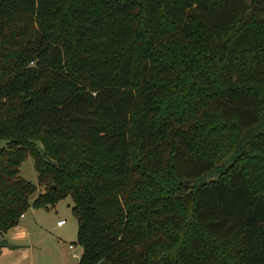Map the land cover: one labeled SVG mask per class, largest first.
Here are the masks:
<instances>
[{
    "label": "trees",
    "instance_id": "16d2710c",
    "mask_svg": "<svg viewBox=\"0 0 264 264\" xmlns=\"http://www.w3.org/2000/svg\"><path fill=\"white\" fill-rule=\"evenodd\" d=\"M1 141L0 235L70 196L79 264H264V0H0Z\"/></svg>",
    "mask_w": 264,
    "mask_h": 264
},
{
    "label": "crops",
    "instance_id": "0c3cea01",
    "mask_svg": "<svg viewBox=\"0 0 264 264\" xmlns=\"http://www.w3.org/2000/svg\"><path fill=\"white\" fill-rule=\"evenodd\" d=\"M41 209L44 208H31L33 215L25 213L17 226L0 235V264H79L81 255H75V244L69 243L63 234L45 229L37 215ZM58 222L59 227L65 224Z\"/></svg>",
    "mask_w": 264,
    "mask_h": 264
},
{
    "label": "rangeland",
    "instance_id": "374dc122",
    "mask_svg": "<svg viewBox=\"0 0 264 264\" xmlns=\"http://www.w3.org/2000/svg\"><path fill=\"white\" fill-rule=\"evenodd\" d=\"M4 144V141L0 142V146ZM227 167L226 160H222L217 168L206 176V180H212L216 178L220 173H222ZM20 174L26 179L32 181L35 184H38V172L34 167V159L29 157L26 161H24L20 167ZM191 182H189L190 184ZM41 192V188L33 195L32 200H34L37 195ZM74 205L73 199L68 196L65 199L59 201L55 206L50 209H41L37 212L38 217L42 221L45 226V229L49 232H53V234H63L64 238L70 243L75 244V252L77 255H81L82 246L78 244L77 234H78V223L77 219L74 217L72 207ZM28 215H33L31 209L27 212ZM65 221L63 227H59L57 225L58 221Z\"/></svg>",
    "mask_w": 264,
    "mask_h": 264
},
{
    "label": "built area",
    "instance_id": "2783aa9c",
    "mask_svg": "<svg viewBox=\"0 0 264 264\" xmlns=\"http://www.w3.org/2000/svg\"><path fill=\"white\" fill-rule=\"evenodd\" d=\"M24 215H25V214H24ZM24 215H22V217H24ZM64 222H65V221L62 220V221H59L58 224L61 225V224H63ZM70 247H71V248H74V245H70ZM75 255H77V254L75 253Z\"/></svg>",
    "mask_w": 264,
    "mask_h": 264
},
{
    "label": "water",
    "instance_id": "95a60500",
    "mask_svg": "<svg viewBox=\"0 0 264 264\" xmlns=\"http://www.w3.org/2000/svg\"><path fill=\"white\" fill-rule=\"evenodd\" d=\"M189 182H191V180H190V181H188V183H189Z\"/></svg>",
    "mask_w": 264,
    "mask_h": 264
}]
</instances>
